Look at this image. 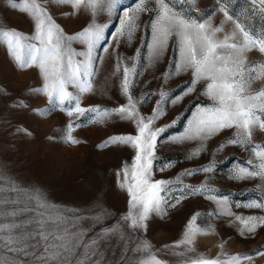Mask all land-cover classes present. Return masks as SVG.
I'll list each match as a JSON object with an SVG mask.
<instances>
[{"label":"snow or ice","instance_id":"snow-or-ice-1","mask_svg":"<svg viewBox=\"0 0 264 264\" xmlns=\"http://www.w3.org/2000/svg\"><path fill=\"white\" fill-rule=\"evenodd\" d=\"M49 3L68 5L71 14L83 12L89 22L69 34L50 14L46 6ZM121 3L122 0H7L8 7L26 14L33 22L31 34L0 26V45L6 47L18 68L39 70L42 85L34 91L46 96L49 107L36 111L43 116L59 109L77 120L90 114L94 123L109 122L115 117L132 123L136 134L112 135L101 145L131 146L135 150L131 166H125L119 174L120 187L128 196V208L112 224L107 223L113 218L103 208L98 206L89 213L58 205L40 186L26 184L0 167V264H170L159 255L168 249L179 257L178 264H251L254 256L264 255V246L251 253H229L221 245L215 257L189 256L195 252L192 247L195 238L207 232L198 223L199 212L187 220L181 239L161 249H153L139 234L146 232L153 216L163 219L168 215V208L177 207L191 196L210 199L217 205L215 211L207 213L210 217H234L230 222L239 223L242 236H254L258 229L264 228V215H235L229 207L228 196H218L219 189L210 186L208 174L214 173L215 162L192 171L183 170V176L205 174L197 185L183 183L180 174L175 179L153 178L159 138L176 125L178 117L160 127L156 126L157 121L166 115L169 103L175 106L196 92L197 85H202L201 92L211 103L198 108L184 132L168 138V142H199L187 157L192 159L201 155L207 140L233 130L232 137L222 141L219 147L251 146L250 155L255 157V162L249 159V167L239 166L230 178L264 181V143L253 141L255 131L264 132V61L251 63L247 55L255 50L264 56V27L253 31L248 23L253 18L264 22V0H243L240 11L233 10L237 0H215L211 14L196 8V0H136L132 6L122 9L112 37L116 45L122 41L131 44L141 28L150 33L147 40L141 38L144 48L137 47L133 56L116 54L115 72L119 73L122 67L119 89L126 102L111 108L82 107L80 98L94 91L98 65L104 60L97 49L109 53L111 47L110 44L103 46L109 25L100 18H110ZM177 3L190 7L177 8ZM216 12L222 14L218 25L212 23ZM145 15L149 19L142 21ZM226 23L232 25L228 31L224 28ZM169 47L174 53L169 60L172 70L162 73L163 81L190 71L188 86L175 96L163 84L159 91L134 95L137 78L143 75L142 59L148 66H155ZM144 49L146 55H143ZM129 59L131 66L127 64ZM152 96L158 98L145 114L141 107ZM16 107L26 105L20 101ZM74 126L80 125L70 122L67 126L62 138L65 144L82 143L73 135ZM13 131L32 135L22 127ZM174 163L167 161L160 170L165 171ZM243 206L264 210V197Z\"/></svg>","mask_w":264,"mask_h":264},{"label":"rangeland","instance_id":"rangeland-1","mask_svg":"<svg viewBox=\"0 0 264 264\" xmlns=\"http://www.w3.org/2000/svg\"><path fill=\"white\" fill-rule=\"evenodd\" d=\"M135 2L136 0H122L117 13L110 18H100L109 25L103 46L110 44L111 47L109 53H102L101 49H97L98 54L104 56V60L98 65L94 91L80 98L82 107L111 108L126 102L119 89L122 67L119 73L115 72L116 54L118 52L126 58L133 56L137 47L144 48L140 43L141 38L147 40L150 33H145L141 28L135 33L131 44L122 41L116 45L112 43V37L119 25L122 9L132 6ZM46 6L56 22L69 34L79 31L89 22L88 16L83 12L71 14L68 5L49 3ZM175 6L185 10L190 7L180 3ZM242 6L243 0H237L233 10L240 11ZM195 7L211 14L215 0H196ZM189 14L195 15V13ZM147 19H149L147 15L141 18L142 21ZM221 20L222 14L219 12L212 15L214 25H218ZM248 23L251 24L253 31L264 27V22L259 18H253ZM0 26L11 27L28 34L33 32V22L29 17L8 7L7 0H0ZM231 27L230 23L224 25L225 31L230 30ZM143 55H146V49ZM247 55L251 63L264 61V56L258 51L253 50ZM173 56V50L169 47L168 52L155 66H148L147 61L142 59L143 75L137 78L133 94L138 96L141 92L159 91L162 84L165 90L171 91L172 96L180 94L190 83L191 72L173 76L164 82L162 73L172 70L169 60ZM127 64L131 66L132 61L127 60ZM41 85L42 77L37 68H18L6 47L0 45V167L7 169L26 184L40 186L58 205L74 207L89 213L99 206L113 218L107 223H114L116 219L126 214L128 208V196L120 187L119 174L125 166H131L135 150L131 146L101 147V145L112 135L136 134L135 126L115 117L109 122L94 123L90 119V114L77 120L75 116L69 117L66 112L59 109L41 116L36 110L49 107L46 96L34 91ZM201 90L202 85H197L196 92L185 96L175 106L169 103L166 115L157 121L156 126L160 127L178 117L176 125L168 128L159 138L156 150L158 158L154 162L153 178L175 179L177 174H180L183 183L197 185L202 182L205 174L183 176V170L192 171L208 162H215L214 173L208 174L209 184L219 189L218 196H228L232 212L244 216L264 215V210L243 206L247 202L264 197V181L258 179L237 181L230 178L238 171L239 166L249 167V159L255 162V157L250 155L251 146L245 148L226 144L222 148L219 147L222 141L232 137L233 130H226L207 140L201 155L192 159L187 157L195 151L199 142H168V138L184 132L188 121L198 108L211 103ZM157 98L152 96L142 105L141 111L145 114L149 113ZM20 101H23L26 107H16ZM70 122L80 125L73 128L74 137L82 141L79 145L63 142L62 138ZM21 127L28 129L32 135L27 136L23 132L13 131ZM49 137L55 139H48ZM253 141L264 143V132L255 131ZM167 161L175 163L171 168L161 171V166ZM237 204L240 206L237 207ZM216 208L217 205L210 199L200 196L188 197L177 207L168 208V215L163 219L153 216L148 221L146 232L139 234L140 239L147 240L153 249H161L163 245L181 239L187 220L191 215L199 212L201 215L198 223L204 226L207 232L195 238L192 245L195 252L189 253V256L202 254L206 257H215L221 251V245L229 253H251L254 249L264 246V228L258 229L254 236H242L238 231L239 223L230 222L234 217L207 215ZM165 252L159 255L170 261V264H178L179 257L173 255L170 249ZM251 264H264V255L254 256Z\"/></svg>","mask_w":264,"mask_h":264}]
</instances>
